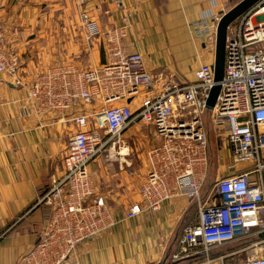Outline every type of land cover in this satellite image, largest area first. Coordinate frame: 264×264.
<instances>
[{
	"label": "built area",
	"instance_id": "obj_1",
	"mask_svg": "<svg viewBox=\"0 0 264 264\" xmlns=\"http://www.w3.org/2000/svg\"><path fill=\"white\" fill-rule=\"evenodd\" d=\"M219 19L194 25L203 48L212 54ZM80 21L86 39L103 37L104 64L51 66L30 82L23 99L26 114L48 125H71L74 131L66 142L63 176L52 179L41 199L50 207L43 231L20 264H78L68 262L76 249L115 225L114 212L96 194L88 167L103 157L132 176L130 165H123L122 149H128L125 134L136 123L152 127L158 145L145 154L146 173L126 219L156 213L168 200L183 197L195 207L197 219L183 227L173 261L198 251L207 264L213 261L210 249L253 236L258 237L252 244L255 255L235 264H264V0L227 28L224 75L212 108L206 101L216 85L213 63H201L191 82L171 73L152 74L140 53L124 51L126 15L120 27L106 31L87 11L80 12ZM21 66L0 24V74L17 84ZM93 103L96 112L78 111L79 105ZM131 103H137L135 109ZM210 132L219 145V160L228 157L230 164L229 173L217 178L204 197ZM237 164L246 168L237 170ZM224 259L216 260L225 264Z\"/></svg>",
	"mask_w": 264,
	"mask_h": 264
},
{
	"label": "crops",
	"instance_id": "obj_2",
	"mask_svg": "<svg viewBox=\"0 0 264 264\" xmlns=\"http://www.w3.org/2000/svg\"><path fill=\"white\" fill-rule=\"evenodd\" d=\"M241 1L122 0L118 7L109 0H0V24L22 62L19 83L0 74V264H20L41 235L48 210L41 199L52 179L63 176L66 142L74 131L71 125H48L45 119L26 114L27 86L51 65L87 69L105 62L103 37L86 39L80 12L87 11L101 31L120 27L126 15L129 26L124 51L140 53L152 74L171 73L180 81L191 82L201 63L214 61L194 25L202 20L215 23V18ZM136 104L131 107L135 109ZM97 105H79L78 111L96 112ZM209 144L211 151L221 155L211 132ZM222 161L219 169L227 175L229 159ZM104 162L103 157L97 158L88 170L96 194L114 212L116 223L106 233L82 243L68 262L199 264L204 260L198 251L172 260L179 251L183 227L197 219L192 204L177 197L163 203L156 213L127 220V209L138 200L139 180L144 175L129 177ZM244 168L246 165H235L237 170ZM212 262L219 264L216 259Z\"/></svg>",
	"mask_w": 264,
	"mask_h": 264
},
{
	"label": "rangeland",
	"instance_id": "obj_3",
	"mask_svg": "<svg viewBox=\"0 0 264 264\" xmlns=\"http://www.w3.org/2000/svg\"><path fill=\"white\" fill-rule=\"evenodd\" d=\"M251 1H254V0H249V2ZM125 137L129 138V141H128V149H122V152L126 155V157L123 159V165L125 163L130 165L131 170L134 171V174L132 176L134 178L140 179L146 173L147 164H146L145 154L147 150L158 145V142L155 140L154 130L152 127L145 125L143 123H136L125 134ZM215 144H216V147L218 148L219 145H218V142H216V140H215ZM212 146H213V143H212ZM225 154H226L225 157H227L228 155L226 152ZM219 155L220 153L217 150L211 151V147H210L209 164H208V170H207L208 172L207 181L202 191V195L204 197H206L212 183L217 178H220L221 176H223L222 171L219 169V166L221 165L223 161L219 160L218 158ZM104 163L106 164V167L109 166L113 169H116L117 171H120L116 163L109 162L106 160ZM143 178L139 180V184L141 183ZM45 204L46 206H49L48 203L45 202ZM257 239L258 237L250 236V237H246L241 240H238L236 242L230 243L228 245L212 248L208 252V258L210 260H215L219 257H225L224 259L225 264H235L238 261L245 260L255 255L254 247H252V244L255 243V240ZM205 261H206L205 258L204 260L201 259L199 261V264H201V262L202 264L203 263L206 264ZM209 264H215V263L212 262Z\"/></svg>",
	"mask_w": 264,
	"mask_h": 264
},
{
	"label": "water",
	"instance_id": "obj_4",
	"mask_svg": "<svg viewBox=\"0 0 264 264\" xmlns=\"http://www.w3.org/2000/svg\"><path fill=\"white\" fill-rule=\"evenodd\" d=\"M256 2H258V0H254L251 2H249V0H243L239 2L228 12L223 13L217 22L213 61L214 82L216 83V85L213 86L209 92V96L206 101V105L208 108H212L215 104V100L220 90L219 82L222 81L224 75L225 41L227 28L236 18H238ZM127 102H129V100ZM261 237L264 238V233L261 234Z\"/></svg>",
	"mask_w": 264,
	"mask_h": 264
},
{
	"label": "trees",
	"instance_id": "obj_5",
	"mask_svg": "<svg viewBox=\"0 0 264 264\" xmlns=\"http://www.w3.org/2000/svg\"><path fill=\"white\" fill-rule=\"evenodd\" d=\"M259 1V0H258ZM48 207V210H47V213H46V215L48 216V214H49V211H50V207L49 206H47ZM46 216V217H47Z\"/></svg>",
	"mask_w": 264,
	"mask_h": 264
}]
</instances>
